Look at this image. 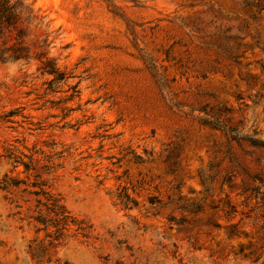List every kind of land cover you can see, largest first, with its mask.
<instances>
[{"label":"rangeland","instance_id":"obj_1","mask_svg":"<svg viewBox=\"0 0 264 264\" xmlns=\"http://www.w3.org/2000/svg\"><path fill=\"white\" fill-rule=\"evenodd\" d=\"M0 61V264H264V0H33ZM52 58L57 72L48 74Z\"/></svg>","mask_w":264,"mask_h":264},{"label":"trees","instance_id":"obj_2","mask_svg":"<svg viewBox=\"0 0 264 264\" xmlns=\"http://www.w3.org/2000/svg\"><path fill=\"white\" fill-rule=\"evenodd\" d=\"M48 24L46 15L35 7L33 0H0V61L29 62L32 52L27 40L33 29L42 30ZM44 62L49 67L46 73L58 71L54 59ZM223 129L232 138H245L254 145L264 146L262 140L240 134L235 128Z\"/></svg>","mask_w":264,"mask_h":264}]
</instances>
